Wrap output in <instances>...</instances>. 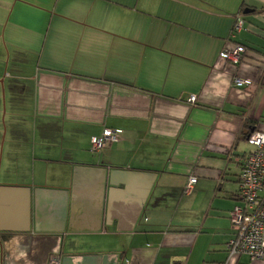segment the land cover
<instances>
[{
    "label": "crops",
    "instance_id": "0c3cea01",
    "mask_svg": "<svg viewBox=\"0 0 264 264\" xmlns=\"http://www.w3.org/2000/svg\"><path fill=\"white\" fill-rule=\"evenodd\" d=\"M255 129L264 0H0V264H222Z\"/></svg>",
    "mask_w": 264,
    "mask_h": 264
},
{
    "label": "built area",
    "instance_id": "2783aa9c",
    "mask_svg": "<svg viewBox=\"0 0 264 264\" xmlns=\"http://www.w3.org/2000/svg\"><path fill=\"white\" fill-rule=\"evenodd\" d=\"M242 24L243 20L238 15L231 32L240 31ZM244 52L243 45H226L220 51V58L237 64ZM232 83L236 87H249L253 81L238 76L233 78ZM195 100L194 95L188 98L190 103ZM121 132L119 128H104L100 135L90 139V150L96 152L107 147ZM245 139L252 149L240 161L239 189L237 201L229 211L231 234L226 242L227 259L224 264H230L240 255H246L251 263L264 264V131L252 130ZM196 179L194 174L189 176L184 193L192 191ZM47 264H60V255L51 254Z\"/></svg>",
    "mask_w": 264,
    "mask_h": 264
},
{
    "label": "trees",
    "instance_id": "16d2710c",
    "mask_svg": "<svg viewBox=\"0 0 264 264\" xmlns=\"http://www.w3.org/2000/svg\"><path fill=\"white\" fill-rule=\"evenodd\" d=\"M247 124V127L249 126V123H246ZM250 132H248L246 135H245V137L249 134ZM226 259H227V251H226ZM226 259H225V261L222 263V264H224L225 262H226Z\"/></svg>",
    "mask_w": 264,
    "mask_h": 264
}]
</instances>
